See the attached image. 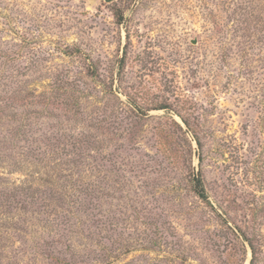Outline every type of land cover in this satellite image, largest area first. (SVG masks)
I'll return each mask as SVG.
<instances>
[{"label": "rangeland", "instance_id": "374dc122", "mask_svg": "<svg viewBox=\"0 0 264 264\" xmlns=\"http://www.w3.org/2000/svg\"><path fill=\"white\" fill-rule=\"evenodd\" d=\"M0 264H264V0H0Z\"/></svg>", "mask_w": 264, "mask_h": 264}, {"label": "trees", "instance_id": "16d2710c", "mask_svg": "<svg viewBox=\"0 0 264 264\" xmlns=\"http://www.w3.org/2000/svg\"><path fill=\"white\" fill-rule=\"evenodd\" d=\"M194 189H195L197 195L201 199L207 201L208 195H207V192H206V189H205L203 180H202V178L199 175L195 176V179H194Z\"/></svg>", "mask_w": 264, "mask_h": 264}, {"label": "water", "instance_id": "95a60500", "mask_svg": "<svg viewBox=\"0 0 264 264\" xmlns=\"http://www.w3.org/2000/svg\"><path fill=\"white\" fill-rule=\"evenodd\" d=\"M107 2H110L111 0H106Z\"/></svg>", "mask_w": 264, "mask_h": 264}]
</instances>
